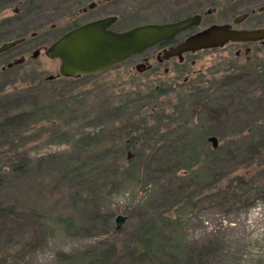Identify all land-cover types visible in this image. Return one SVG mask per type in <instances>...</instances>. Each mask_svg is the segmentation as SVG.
Instances as JSON below:
<instances>
[{
	"label": "rangeland",
	"instance_id": "374dc122",
	"mask_svg": "<svg viewBox=\"0 0 264 264\" xmlns=\"http://www.w3.org/2000/svg\"><path fill=\"white\" fill-rule=\"evenodd\" d=\"M19 5L0 0V44L24 37L0 53V115L34 100L41 110L0 125V203L15 208L10 228L0 227V264H264V146L251 159L238 151L220 163L214 153L241 145V131L264 145V39L182 51L159 68H136L133 56L65 77L45 50L80 7L58 16ZM125 9L117 28L195 10L204 25L264 27V0H135ZM131 137L139 141L126 148ZM21 162L24 172L12 173ZM151 222L155 237L141 242ZM20 235L28 241L18 244Z\"/></svg>",
	"mask_w": 264,
	"mask_h": 264
},
{
	"label": "water",
	"instance_id": "95a60500",
	"mask_svg": "<svg viewBox=\"0 0 264 264\" xmlns=\"http://www.w3.org/2000/svg\"><path fill=\"white\" fill-rule=\"evenodd\" d=\"M242 15L238 16L237 20ZM197 19L189 15L173 21L146 22L116 31L109 28L112 16H106L79 24L57 37L46 48L45 53L59 59L58 72L65 77H77L94 73L120 63L132 55L146 50L158 42L184 30ZM264 39V27L236 29L229 24H212L187 37L168 54H181L182 51H194L202 48L222 46L228 40ZM23 37L4 41L0 44V53L21 42ZM38 51L32 54L35 57ZM21 58L8 62L7 66L20 62ZM136 68H139L137 65ZM53 76L50 75L49 78ZM213 147L217 146V137H207ZM125 215L115 216V227L119 228Z\"/></svg>",
	"mask_w": 264,
	"mask_h": 264
},
{
	"label": "flooded vegetation",
	"instance_id": "af4514ba",
	"mask_svg": "<svg viewBox=\"0 0 264 264\" xmlns=\"http://www.w3.org/2000/svg\"><path fill=\"white\" fill-rule=\"evenodd\" d=\"M1 1H2V3H5V2L8 3L12 0H1ZM15 1L17 4L18 3L20 4L19 6H16V8H15L16 11H19L20 9L26 10L27 12L41 11L42 9L45 8V6H44V4H45V5H48V7H52V10L55 11L56 13H58V16H60V14L62 12L72 11L73 10L72 7H74V8L80 7V11H81L80 16L73 17L72 22L69 25H67V27L64 28L57 36H54V39L50 41V43H52L57 37H59L61 34L66 32L67 30H69V29H71V28H73L79 24H82L84 22L94 20L97 18H101V17H106V16H112L113 17V22L109 26V28H111L113 30L120 31V30L131 27V26H129L126 28H124V27L123 28L122 27L117 28V24L120 23V21H122L125 18V16H123V13H125V12H121V11L126 10L125 9L126 2L127 1H135V0H15ZM83 4H85V5H83ZM96 9L108 10V13L94 16L93 11ZM209 11H210V9H208V12ZM91 15H93V16L91 17ZM189 15H197V19L193 24H191L190 26H188L184 30H181V31L177 32L176 34L170 36L169 38L158 42L157 44L153 45L152 47H150L146 50H143L141 52H138V53L131 56V57H133V56H139L140 57V61L136 63V65L138 64L140 66V69H149L152 67L153 68H159V66L163 64V61H165L166 59L172 58L173 56H178V60L182 61L184 59L182 52L180 55L179 54H168L167 52L176 48L187 37L195 34L196 32H198V31H200V30H202V29H204V28H206L212 24H215L213 22L209 23L207 25L203 24V15H204L203 11L195 10L192 13L187 14L186 16H189ZM241 15L242 16L239 20H237V18L240 15H237L236 17H234L233 21L235 23H238L239 21H241L244 17H246L248 15V12L245 11ZM186 16H184V17H186ZM177 19H179V18H177ZM171 21H173V20H171ZM52 26H53V24H52ZM23 40H24V37H23ZM246 41H254V40H228L227 43L228 42H246ZM211 48H214V47H211ZM197 50H200V49H197ZM197 50H194V51L187 50V51H183V52H193L194 53ZM154 59L158 62V66H153L152 61H154ZM191 62L193 63L194 60H191ZM167 70H168V67L165 65L164 71L166 72ZM184 80H186V78Z\"/></svg>",
	"mask_w": 264,
	"mask_h": 264
},
{
	"label": "trees",
	"instance_id": "16d2710c",
	"mask_svg": "<svg viewBox=\"0 0 264 264\" xmlns=\"http://www.w3.org/2000/svg\"><path fill=\"white\" fill-rule=\"evenodd\" d=\"M260 75L264 76V72L262 71ZM157 91L159 93H162L163 89H157ZM0 106L2 107V105ZM6 106L17 108L18 104L16 102H9V103L6 102ZM38 110H41L39 101H36V100L31 101L29 110L23 109L22 111L13 113L11 115L1 114L0 115V125H6V126L16 125L21 121L27 120L28 118L29 119L33 118L35 112H37ZM157 118H160V116H158ZM239 135L243 137V140H242L243 142L241 143V145H233L232 143L231 144L229 143L227 146L219 145L214 150L215 156H217V159L219 160L220 163L222 161L226 162L230 159H233V157L239 153L238 151H241V153H244L246 157L248 156L251 159L254 156H256L258 154V150L262 148V146H264L263 143L261 142L256 143L254 141V138H250L246 136V133H242V131L239 133ZM138 141H139L138 137H131L130 140L126 142L125 146L127 148L128 146H130V144H135ZM25 164L26 163L21 162V164H18L12 167V173L21 175L25 170ZM3 181H4V178L0 176V187L3 184ZM14 212H15L14 205H10V204L4 205L0 203V227H5L6 229L10 228L9 227L11 226L10 223L11 221H13L11 216ZM106 216L109 219L110 215H106ZM157 227L158 226L156 222H151L149 223V225H146L143 228H139L138 234H141L140 241L141 242L145 241L144 243H148V242L152 243L155 237L156 231H157ZM24 236L25 235L19 236L18 241H17L18 244H23L28 241L27 238ZM17 242L15 244H17Z\"/></svg>",
	"mask_w": 264,
	"mask_h": 264
}]
</instances>
